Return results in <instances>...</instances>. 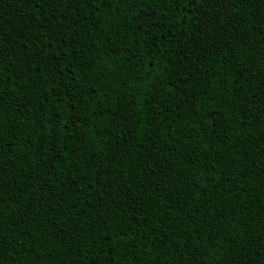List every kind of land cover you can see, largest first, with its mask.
I'll return each instance as SVG.
<instances>
[{
	"label": "trees",
	"instance_id": "obj_1",
	"mask_svg": "<svg viewBox=\"0 0 264 264\" xmlns=\"http://www.w3.org/2000/svg\"><path fill=\"white\" fill-rule=\"evenodd\" d=\"M0 264H264V0H0Z\"/></svg>",
	"mask_w": 264,
	"mask_h": 264
},
{
	"label": "snow or ice",
	"instance_id": "obj_2",
	"mask_svg": "<svg viewBox=\"0 0 264 264\" xmlns=\"http://www.w3.org/2000/svg\"><path fill=\"white\" fill-rule=\"evenodd\" d=\"M205 2V0H199V3H204Z\"/></svg>",
	"mask_w": 264,
	"mask_h": 264
}]
</instances>
